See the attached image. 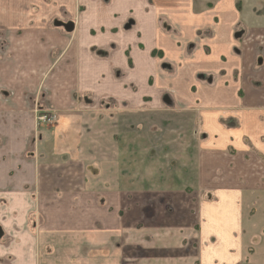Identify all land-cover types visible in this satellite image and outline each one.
I'll list each match as a JSON object with an SVG mask.
<instances>
[{"label": "crops", "instance_id": "crops-1", "mask_svg": "<svg viewBox=\"0 0 264 264\" xmlns=\"http://www.w3.org/2000/svg\"><path fill=\"white\" fill-rule=\"evenodd\" d=\"M239 2L0 0V264H264V17Z\"/></svg>", "mask_w": 264, "mask_h": 264}, {"label": "rangeland", "instance_id": "rangeland-1", "mask_svg": "<svg viewBox=\"0 0 264 264\" xmlns=\"http://www.w3.org/2000/svg\"><path fill=\"white\" fill-rule=\"evenodd\" d=\"M211 1H215V0H211ZM239 1L246 2L250 14L255 15L256 17H264V0H239ZM197 2H201V0H197ZM56 120L53 121L52 124L55 123Z\"/></svg>", "mask_w": 264, "mask_h": 264}, {"label": "built area", "instance_id": "built-area-1", "mask_svg": "<svg viewBox=\"0 0 264 264\" xmlns=\"http://www.w3.org/2000/svg\"><path fill=\"white\" fill-rule=\"evenodd\" d=\"M56 115L55 114H48V112L47 113H43V114H40L39 116H38V121H40V122H44V123H47V124H52V122L53 121H55L56 120Z\"/></svg>", "mask_w": 264, "mask_h": 264}, {"label": "water", "instance_id": "water-1", "mask_svg": "<svg viewBox=\"0 0 264 264\" xmlns=\"http://www.w3.org/2000/svg\"><path fill=\"white\" fill-rule=\"evenodd\" d=\"M56 26H64L67 31H73L75 28V24L73 22L63 23L61 21L55 22ZM167 101V99H166Z\"/></svg>", "mask_w": 264, "mask_h": 264}, {"label": "trees", "instance_id": "trees-1", "mask_svg": "<svg viewBox=\"0 0 264 264\" xmlns=\"http://www.w3.org/2000/svg\"><path fill=\"white\" fill-rule=\"evenodd\" d=\"M238 8H239V9L241 8L240 2L238 3Z\"/></svg>", "mask_w": 264, "mask_h": 264}, {"label": "flooded vegetation", "instance_id": "flooded-vegetation-1", "mask_svg": "<svg viewBox=\"0 0 264 264\" xmlns=\"http://www.w3.org/2000/svg\"><path fill=\"white\" fill-rule=\"evenodd\" d=\"M45 124H47V123H45Z\"/></svg>", "mask_w": 264, "mask_h": 264}]
</instances>
